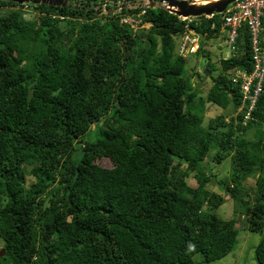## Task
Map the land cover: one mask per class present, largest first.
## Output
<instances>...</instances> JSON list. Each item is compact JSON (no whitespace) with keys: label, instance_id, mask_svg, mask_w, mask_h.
<instances>
[{"label":"trees","instance_id":"obj_1","mask_svg":"<svg viewBox=\"0 0 264 264\" xmlns=\"http://www.w3.org/2000/svg\"><path fill=\"white\" fill-rule=\"evenodd\" d=\"M101 3L0 1V264L220 260L237 231L235 219L216 216L225 201L206 174L227 158L219 188L262 234L255 260L264 264V82L245 120L248 103L238 111L242 91L230 79L251 69L247 27L219 66L201 42L212 80L204 98L174 39L186 27L226 39L220 15L182 21L149 8L151 26L134 34L109 16L114 4L97 16ZM196 102L228 113L204 125Z\"/></svg>","mask_w":264,"mask_h":264},{"label":"built area","instance_id":"obj_2","mask_svg":"<svg viewBox=\"0 0 264 264\" xmlns=\"http://www.w3.org/2000/svg\"><path fill=\"white\" fill-rule=\"evenodd\" d=\"M109 1L104 0V3H102V12L111 4L116 6L113 9L114 12H112L115 14L140 9V12L134 13L133 16L122 17L121 22L128 24L133 31L145 27L141 16L145 14V9L149 7L150 0ZM218 15H220L222 21V30L226 32L225 44L229 49V56L236 54L235 40L239 28L246 26L250 33L251 69H235L234 75L230 78L234 84H239L242 91L243 101L238 111L248 103L245 114L246 120L262 93L264 82V0H235ZM181 38V53L195 52L198 49V35L194 30L186 27Z\"/></svg>","mask_w":264,"mask_h":264},{"label":"rangeland","instance_id":"obj_3","mask_svg":"<svg viewBox=\"0 0 264 264\" xmlns=\"http://www.w3.org/2000/svg\"><path fill=\"white\" fill-rule=\"evenodd\" d=\"M200 1V0H199ZM28 5V4H27ZM33 5V4H31ZM23 11L25 14L23 16L25 18H30L31 9L27 6L23 7ZM224 34L221 33L216 38L203 40L204 46L203 50L210 54V59L212 62L216 64V66H219V60L223 59L224 56L228 55L230 52L228 49L224 51L223 46L224 44ZM174 43L177 46L179 43V39L175 38ZM186 57V55H185ZM226 58V57H225ZM206 66V59L203 58L201 55H188V59L186 62V74L184 77H190V82L195 86V88L198 91V94L201 95V97H206L207 91L209 90L212 80L209 78V73L207 76L204 77H197L195 73H198L201 75L203 68ZM189 68V69H188ZM216 70L215 72L217 73ZM197 109L200 110L201 116L203 118V124L206 125L210 119H213L220 114H227V111L222 110L221 108L205 103L204 105H199L198 102H196ZM248 138H252L251 133H248ZM210 159V158H209ZM100 164L104 168H110L111 164L108 160H100ZM211 166V172H207L206 175H212L211 182L207 184L208 188L212 191H215L217 193L222 194V197L224 198V204L220 206L215 214L216 216L222 220L227 221L231 219H235V228L237 231L236 236V244L234 249L226 255L224 258L211 262L209 264H256L255 260V249L259 245L262 234L251 232L247 229V218L242 217L239 214H235V203L229 196V193L221 192L220 190V182L223 179L227 180L229 178L230 173V166L231 162L230 159L227 158L223 163L220 165H214L210 164ZM182 169L185 168V166L181 167ZM191 185L195 186L196 183L194 180L190 179L188 180ZM255 181H256V174L254 177H251L248 179V181L245 183V192L250 197L253 196V189L255 188ZM3 249L2 242L0 241V250ZM5 255V254H4ZM3 255V256H4ZM1 256L0 258H2Z\"/></svg>","mask_w":264,"mask_h":264},{"label":"water","instance_id":"obj_4","mask_svg":"<svg viewBox=\"0 0 264 264\" xmlns=\"http://www.w3.org/2000/svg\"><path fill=\"white\" fill-rule=\"evenodd\" d=\"M9 1L19 5L33 4V5H47V6H65L67 0H0ZM235 0H160V3L165 5V9L169 13L178 17L198 18L202 16H211L222 13L226 7ZM152 8L154 5L152 4ZM208 64L205 66L204 74L208 75ZM5 254V249L0 250V257Z\"/></svg>","mask_w":264,"mask_h":264},{"label":"clouds","instance_id":"obj_5","mask_svg":"<svg viewBox=\"0 0 264 264\" xmlns=\"http://www.w3.org/2000/svg\"><path fill=\"white\" fill-rule=\"evenodd\" d=\"M68 1V0H67ZM109 1V0H108ZM113 1V0H112ZM178 1H181V0H178ZM102 3H104V0H102ZM102 3H101V6L100 7H97V9H99V13L97 14V16H101L102 15ZM109 3H110V1H109ZM152 4L154 5V7L152 8L151 6H152ZM25 5V4H24ZM27 5V4H26ZM110 6V5H109ZM155 9V8H163V9H165V5H163V4H161L160 3V0H150V2H149V7L148 8H146L145 9V13H146V10L147 9ZM112 12H114L113 10L111 11V15H109V16H112V17H114V18H116L118 21H119V24L120 25H123V26H127V27H129V29L134 33V34H136L137 32H142V31H144V30H147L150 26H151V24L150 23H147L146 21H144L143 20V16L145 15H143V16H141V20H142V23L145 25V27H142V28H139V29H136L135 31H133L131 28H130V26L128 25V24H126V23H122L121 22V19H122V17H124V16H133L134 15V13H139L140 12V9H137V10H127V11H124L123 12V14L122 13H120V14H115V13H112ZM211 16H213V15H211ZM211 16H204V17H208V18H210ZM178 17V16H177ZM180 20H182V21H184V20H191V19H193V18H188V19H184L183 20V18H181V17H178ZM199 18V17H198ZM191 30H193V29H191ZM195 31V30H194ZM196 32V31H195ZM197 33V32H196ZM183 34V33H182ZM182 34H181V36L180 37H177L178 39H179V43H178V45H177V53L179 54V56L180 57H183L185 60H186V62H187V59H188V55H190V54H193V55H201V54H198V52H199V49H200V47H201V42H203V40H205V39H202V36L200 35V34H198L197 33V35H198V41H199V43H198V49L195 51V52H188V53H181L180 51H181V43H182ZM212 39V38H211ZM225 40L226 39H224V44H225ZM204 46V45H203ZM223 49H224V51L226 50V49H228L227 47H226V44L223 46ZM229 50V49H228ZM185 55H186V57H185ZM202 56V55H201ZM227 56H229V54L227 55ZM226 55L224 56V58L223 59H220V60H227L229 57H227ZM203 57V56H202ZM225 57H227V58H225ZM204 58V57H203ZM206 59V58H205ZM220 60H219V63H220ZM212 62V61H211ZM214 63V62H213ZM208 64V66H209V62H207L206 61V65ZM204 69H205V67L203 68V71H202V73L201 74H204ZM207 70H208V68H207ZM208 73H209V71H208ZM204 76H205V74H204Z\"/></svg>","mask_w":264,"mask_h":264}]
</instances>
